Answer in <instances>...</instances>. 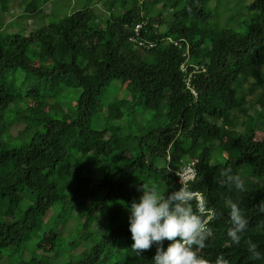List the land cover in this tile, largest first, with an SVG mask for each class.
I'll list each match as a JSON object with an SVG mask.
<instances>
[{
    "label": "trees",
    "instance_id": "1",
    "mask_svg": "<svg viewBox=\"0 0 264 264\" xmlns=\"http://www.w3.org/2000/svg\"><path fill=\"white\" fill-rule=\"evenodd\" d=\"M56 1L0 0V264H151L155 245L131 251L127 205L143 183L178 189L187 167L212 230L198 254L264 264V0L240 1L245 21L237 0H88L71 13ZM117 81L125 93L95 129ZM227 167L244 191L223 183ZM227 200L248 219L239 244Z\"/></svg>",
    "mask_w": 264,
    "mask_h": 264
},
{
    "label": "clouds",
    "instance_id": "2",
    "mask_svg": "<svg viewBox=\"0 0 264 264\" xmlns=\"http://www.w3.org/2000/svg\"><path fill=\"white\" fill-rule=\"evenodd\" d=\"M177 176L178 189L165 191L158 183H143L139 189L141 195L127 205L128 227L133 241L131 251L141 255L143 250L155 245L151 264H229V260L223 256H217L210 262L198 254V249L204 248L206 240L212 236V230L208 227L209 210L202 197L198 196L200 194L191 190L181 175ZM220 176L230 188L238 192L245 190L241 176L234 174L230 167L224 168ZM225 206L229 224L226 236L233 244H239L247 230L248 219L239 202L227 200ZM257 208L264 213V200L258 203ZM165 240L170 241L166 248ZM246 243L250 257L253 260L261 259L257 244L251 240Z\"/></svg>",
    "mask_w": 264,
    "mask_h": 264
},
{
    "label": "rangeland",
    "instance_id": "3",
    "mask_svg": "<svg viewBox=\"0 0 264 264\" xmlns=\"http://www.w3.org/2000/svg\"><path fill=\"white\" fill-rule=\"evenodd\" d=\"M237 1H238V6L235 9V13L234 14L239 13L240 15H236V16H239L238 18L240 20H244V21L248 20L251 17V14L244 15L243 12H242L243 5L240 2L242 0H237ZM86 4H89L88 0H58L53 5H54V7L56 9L55 11H57L58 13H64L65 11H67L68 13H71L72 11H74L76 9L84 7ZM213 5L214 4L212 3V4H209L208 6L213 7ZM52 7H53L52 4H48L47 7H46V12L50 14ZM214 11H219L220 13H222L224 11V9L222 8V4H221V6H219V8L216 5L214 7ZM170 18H171V14L168 13L166 15V19L169 20ZM122 89L120 88V85H118V81H117V82L114 83V87L108 88V89H106L104 91V93L101 96V105L105 109L103 108L102 111H99L93 117V119H92L93 128L101 129L104 125L107 124L106 122L108 121V117L110 116V112H107V111H110L111 108H112L111 105H114V102L117 99H120L119 97H122L124 95L125 92H124V90L122 91ZM71 97H72V100L69 99V101L66 102V106H65L66 109H68V110H70V107H69L70 102H72L73 105L76 102L75 100L77 98V90H73ZM62 98H63L62 94H60L57 97H55V99H53V102H56V101H58V100H60ZM251 98L252 97H248L247 99L250 100ZM165 111H166V109L164 107H162L160 109L161 114H164ZM254 114H256V113L254 112ZM137 117H139L138 119H140V120L142 119L144 121V120L148 119L150 117V115H147V112H144V109H139ZM11 127H12V131H13V135H15L18 130L24 128L23 126H19V125L17 126V125H14V124H12ZM133 142L136 143V140H133ZM219 151L221 153H224V150H223L222 147L219 148ZM245 177H246V179L251 180V177H249V176H245ZM69 241H71V237L70 236L65 237L64 240H63L64 245L68 246L69 245L68 244Z\"/></svg>",
    "mask_w": 264,
    "mask_h": 264
},
{
    "label": "built area",
    "instance_id": "4",
    "mask_svg": "<svg viewBox=\"0 0 264 264\" xmlns=\"http://www.w3.org/2000/svg\"><path fill=\"white\" fill-rule=\"evenodd\" d=\"M142 28V24L137 25L135 31L137 34H140V29ZM181 176L183 177L184 181L189 184V182L194 178V171L192 167H187L182 173ZM200 198L201 196L198 195ZM202 199V198H201Z\"/></svg>",
    "mask_w": 264,
    "mask_h": 264
}]
</instances>
